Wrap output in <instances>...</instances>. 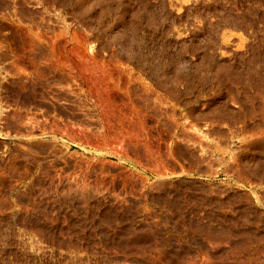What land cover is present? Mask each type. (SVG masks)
<instances>
[{"label":"rangeland","instance_id":"374dc122","mask_svg":"<svg viewBox=\"0 0 264 264\" xmlns=\"http://www.w3.org/2000/svg\"><path fill=\"white\" fill-rule=\"evenodd\" d=\"M0 264H264V0H0Z\"/></svg>","mask_w":264,"mask_h":264},{"label":"bare ground","instance_id":"6f19581e","mask_svg":"<svg viewBox=\"0 0 264 264\" xmlns=\"http://www.w3.org/2000/svg\"><path fill=\"white\" fill-rule=\"evenodd\" d=\"M74 28V27H73ZM72 29V28H71ZM88 32V31H87ZM66 33V32H65ZM64 33V34H65ZM72 33V32H71ZM85 34V33H84ZM84 34L82 35L81 33H80V38H83L82 40V42H77L78 44H75V43H71L69 40L68 41H64L63 43H59V42H56V41H53V43L54 44H47V46L45 45V49H46V47L47 48H50L51 50H53V51H55V50H58V54L60 55V58L62 57V58H64L65 59V61H66V63H68V64H72L73 65V68H71V69H77V71H78V73L80 74H82V73H86V69H87V72L89 71L88 69H90L91 68V74H93L95 71L97 72V70H96V68H100V69H102L100 66H99V64L94 60V57H93V55L92 54H90L89 52H88V49H87V42L84 40L85 39V37H84ZM73 35V34H72ZM71 35V36H72ZM79 35V34H78ZM74 36V35H73ZM60 37V36H59ZM32 38V37H31ZM78 38V37H77ZM76 39V38H75ZM79 39V38H78ZM90 39V38H89ZM65 40V39H64ZM52 41L50 42V43H52ZM92 41V40H91ZM91 41H89L90 43H91ZM95 41V40H94ZM30 42H32V41H30ZM75 42H76V40H75ZM57 43V44H56ZM34 43H32V45H33ZM35 44H38V42H36ZM39 45V44H38ZM42 45V44H41ZM44 45H42V46H44ZM42 46H40L39 45V47H41V48H43ZM101 46V45H100ZM31 47V46H30ZM35 47V46H34ZM38 47V48H39ZM36 48V47H35ZM40 48V50H42V52H43V54H44V50L43 49H41ZM93 48H94V46H93ZM92 48V49H93ZM53 51H51V52H53ZM93 51V50H92ZM106 51V50H105ZM114 51V50H113ZM56 52H54V54H55ZM98 53V52H97ZM47 54V53H46ZM58 54H56V55H58ZM95 55V54H94ZM44 56H45V54H44ZM47 56H49V55H47ZM51 56V55H50ZM107 56V55H106ZM116 56V55H115ZM110 57V56H109ZM47 58V57H46ZM45 57H44V59H46ZM49 58H51V57H49ZM57 58H59V57H57ZM98 58V57H97ZM101 58V57H100ZM109 59H111V58H108V61H109ZM51 60V59H50ZM118 60V59H117ZM116 60V61H117ZM64 61V62H65ZM107 61V62H108ZM125 61V60H124ZM57 62H58V59H57ZM59 62H61L60 60H59ZM63 62V61H62ZM70 64V65H71ZM53 65V64H52ZM64 65H66V64H63L62 63V66H64ZM115 65V64H114ZM124 65V64H123ZM122 65V66H123ZM107 66H110V65H107ZM121 66V65H120ZM66 67V66H65ZM90 67V68H89ZM113 67V66H112ZM111 67V68H112ZM95 68V69H94ZM108 68V67H107ZM122 69H123V67H121ZM126 68V67H125ZM93 69V70H92ZM109 69V68H108ZM127 69H129V68H127ZM70 70V69H69ZM82 70V71H81ZM83 70H85V71H83ZM116 70H118V68L116 69ZM115 70V71H116ZM119 70H120V68H119ZM119 70L117 71V72H119ZM125 70V69H124ZM76 71V70H75ZM100 72H102V73H104V70L103 71H101V70H99ZM127 71H130V69L129 70H127ZM126 71V72H127ZM133 71V70H132ZM93 72V73H92ZM100 72H97L98 74L100 73ZM125 72V73H126ZM77 73V72H76ZM97 73H95V74H97ZM116 73V72H115ZM120 73V72H119ZM129 73H131V72H129ZM68 74V73H67ZM87 74V73H86ZM89 75H90V73H88ZM97 74V78H96V80L98 81H100L99 82V86H101V82H102V84L103 85H108V83L107 82H111V81H109V79H108V81H106L107 80V76L104 74H101V76H106V80H100V79H104V77L103 78H99L98 76L100 75H98ZM114 74V73H113ZM134 74V73H133ZM140 74V73H139ZM112 75V74H111ZM123 75V74H122ZM67 76V75H66ZM84 76V75H83ZM92 75H90V77H91ZM113 76V75H112ZM115 76V75H114ZM113 76V77H114ZM70 77V76H69ZM74 77V76H73ZM94 77V76H93ZM85 78V77H84ZM87 78V77H86ZM85 78V79H86ZM95 78V77H94ZM99 78V79H98ZM110 78V77H109ZM115 78V77H114ZM113 78V79H114ZM141 77H139V79H140ZM82 79V78H81ZM84 79V80H85ZM111 79V78H110ZM137 79V78H136ZM135 79V80H136ZM88 80V79H87ZM92 80V79H91ZM95 80V81H96ZM86 81V80H85ZM114 81V80H113ZM117 81V80H116ZM125 81H126V79H125ZM130 81H132V80H130ZM77 82V81H76ZM88 82H90V81H88ZM87 82V83H88ZM115 82V81H114ZM122 82V81H121ZM75 83V82H74ZM93 85H94V83L93 82H91ZM98 83V82H97ZM126 83V82H125ZM123 84V83H122ZM128 84V83H127ZM95 85H96V82H95ZM115 85V84H114ZM130 85V84H129ZM145 85V84H144ZM97 86V85H96ZM112 86V85H111ZM142 86V85H141ZM88 87V86H87ZM95 87V86H94ZM98 87V86H97ZM122 87V86H121ZM90 87H88V89H89ZM96 88V87H95ZM104 88V87H103ZM114 88V87H113ZM157 88V87H156ZM94 89V88H93ZM109 89H111L112 90V88L110 87H106V88H104V89H100V87H98V88H96L95 90H92V87H91V91H88V92H90L89 94H90V98L92 99V100H94L95 102H97V104L103 109L102 111V113H103V115H104V120H106V123H110L111 122V120H110V117H113L112 116V114H114L113 112L115 111V113L116 112H119V110H117V108L119 107L118 106V104L116 103L117 101H116V99H115V97H116V95H112L111 94V90H109ZM124 89V88H123ZM115 90V89H114ZM116 91V90H115ZM129 91V90H128ZM146 92V91H145ZM116 93V92H115ZM121 93V91L119 92V95H121L120 94ZM122 94H124V93H122ZM129 94V93H128ZM131 94V93H130ZM140 94V93H139ZM84 95V94H83ZM125 96V95H124ZM121 97H122V95H121ZM125 99H127L126 97H124ZM150 98V97H149ZM158 98V97H157ZM118 99V98H117ZM121 99H123V98H121ZM120 99V100H121ZM124 99V100H125ZM163 99V98H162ZM161 99V100H162ZM123 100V101H124ZM119 101V100H118ZM126 101V100H125ZM129 101V100H128ZM164 101V100H163ZM163 101H162V103H163ZM93 102V101H92ZM121 103H123V102H121ZM127 103V102H126ZM133 104V103H132ZM164 104V103H163ZM121 105V104H120ZM170 105V104H169ZM97 106V105H96ZM122 106H124V105H122ZM121 106V107H122ZM126 106V105H125ZM166 106V105H165ZM82 107V106H81ZM163 107V106H162ZM116 108V110H114ZM175 108V107H174ZM174 108H173V110H174ZM89 109V108H88ZM120 109V108H119ZM124 109V108H123ZM120 110H122V109H120ZM129 111V110H128ZM123 112V111H122ZM121 113V112H120ZM130 113V112H129ZM115 115V114H114ZM116 115H117V113H116ZM120 115V114H119ZM119 115H117V116H119ZM124 115V114H123ZM122 115V116H123ZM127 116V115H126ZM134 116V115H133ZM132 116V117H133ZM101 117H103V116H101ZM121 117V116H120ZM129 117H131V116H129ZM115 118L117 119V117L115 116ZM125 118H127V117H124V118H122L121 117V121L123 120L124 121V119ZM103 119V118H102ZM114 119V118H113ZM132 119V118H131ZM130 119V120H131ZM174 119H175V116H174ZM119 120V119H118ZM144 120V119H143ZM120 121V120H119ZM122 121V123H121V125L124 123ZM126 121V120H125ZM146 121V120H145ZM113 122V121H112ZM127 122V121H126ZM129 122V121H128ZM133 122V121H132ZM144 122V121H143ZM142 122V123H143ZM59 123V122H58ZM135 123V122H134ZM191 123V122H190ZM62 124V123H61ZM128 124V123H127ZM127 124H125V126L127 125ZM138 124V123H137ZM146 124V123H145ZM145 124L143 123V124H141L140 123V125H142V127H143V125H144V127H145ZM175 125H176V123H174ZM173 124V125H174ZM64 125V124H63ZM62 125V126H63ZM66 125V124H65ZM71 125V124H70ZM107 125V124H106ZM109 125H111V124H109ZM135 125V124H134ZM133 124H132V126H134ZM151 125V124H150ZM189 125V124H188ZM68 126V125H67ZM112 126V125H111ZM124 126V125H123ZM138 126V125H137ZM136 126V127H137ZM147 126H149V125H147ZM152 126V125H151ZM193 126V125H192ZM53 127V126H52ZM121 127V129H122V126H120ZM141 127V126H140ZM139 127V129L141 130V128ZM143 127V128H144ZM187 127V126H186ZM50 128V127H49ZM112 128V127H111ZM146 128V127H145ZM144 128V129H145ZM192 128V127H191ZM194 128V127H193ZM70 129V128H69ZM88 129V128H87ZM86 129V130H87ZM113 129V128H112ZM124 127H123V131H124ZM138 129V130H139ZM184 129V128H183ZM194 129H196V128H194ZM114 130V129H113ZM119 130V129H118ZM117 130V131H118ZM133 130V129H132ZM145 130H147V129H145ZM190 130V129H189ZM189 130H187L188 132H189ZM197 130V129H196ZM42 131V130H41ZM57 131V130H56ZM109 131H110V129H109ZM126 131H127V129H126ZM70 132V131H69ZM73 132V131H72ZM85 132V131H84ZM119 132V131H118ZM150 132V131H149ZM75 133V132H74ZM73 133V134H74ZM86 133V132H85ZM84 133V134H85ZM114 133H115V131H114ZM120 133H122V130H121V132ZM174 133V132H173ZM77 133H75V135H76ZM124 134V133H123ZM128 134H129V132H128ZM150 134V133H149ZM78 136H79V134H77ZM86 135V134H85ZM116 135V134H115ZM122 135V134H121ZM121 135H117V137L118 136H121ZM125 135V134H124ZM130 135V134H129ZM196 135V134H195ZM71 136V135H70ZM73 137H74V135H72ZM127 136V135H126ZM139 136V135H138ZM89 137V136H88ZM112 137V136H111ZM128 137V136H127ZM149 137V136H148ZM79 138V137H78ZM83 138H86V136L85 137H83ZM110 138V137H109ZM129 138V137H128ZM128 138H126V137H120L119 139L120 140H117V138H115L117 141H118V143L119 144H114V145H120V147L119 146H117V147H119L118 148V150H121V153H125V154H128V152L130 151V150H128L129 148V146L131 145V140L129 141V139ZM138 138V137H137ZM211 138V137H210ZM88 139H90V138H88ZM99 139V138H98ZM97 139V140H98ZM83 141H84V139H82ZM87 140V139H86ZM86 140H85V142H86ZM92 140V139H91ZM96 140V139H95ZM116 140H114V141H116ZM140 140V139H139ZM99 141V140H98ZM100 141H102V140H100ZM116 141V142H117ZM134 141H136L135 139H134ZM91 143L93 142V140L92 141H90ZM88 143H89V140H88ZM95 143V141L92 143V144H94ZM100 143H102V142H100ZM115 143V142H114ZM134 143V142H133ZM144 143V142H143ZM96 144H97V142H96ZM95 144V145H96ZM99 144V143H98ZM97 144V145H98ZM130 144V145H129ZM135 144H137V142L135 143ZM145 144V143H144ZM102 145V144H101ZM113 145V146H114ZM135 146V145H134ZM209 146V145H208ZM99 147V146H98ZM105 147V146H104ZM131 147V146H130ZM145 147V146H144ZM114 148V147H113ZM116 148V147H115ZM132 148V147H131ZM223 148V147H222ZM111 149V148H110ZM136 149V148H135ZM146 149H147V147H146ZM157 149V148H156ZM132 150H133V148H132ZM115 151V150H114ZM128 151V152H127ZM148 151V150H147ZM154 151V150H153ZM156 151V150H155ZM146 152V151H145ZM149 153H150V151H148ZM147 152V153H148ZM134 153H136V152H134ZM133 153V154H134ZM70 154V153H69ZM124 154V155H125ZM138 154H140V153H138ZM155 154V153H154ZM153 154V155H154ZM157 154V153H156ZM222 154V153H221ZM80 155V154H79ZM135 155V154H134ZM137 155V154H136ZM148 155V154H147ZM151 155V154H150ZM223 155V154H222ZM221 155V156H222ZM82 156V155H81ZM154 158V157H153ZM152 159V158H151ZM105 160V159H104ZM161 160V159H160ZM155 161H156V159H155ZM89 163V162H88ZM91 163V162H90ZM152 163V162H151ZM162 164V163H161ZM155 167H156V165H155ZM161 167V166H160ZM157 168V167H156ZM160 169V168H159ZM156 170V169H155ZM164 171V170H163ZM173 173V172H172ZM205 173V172H204ZM162 174V173H161ZM165 174V173H164ZM176 175V174H175ZM162 177V176H161ZM145 180V179H144ZM144 180H140V182L142 181V183L143 182H145ZM84 182V181H83ZM134 184V183H133ZM161 184V183H160ZM140 185H143V184H140ZM144 186V185H143ZM139 187V186H138ZM143 189V188H142Z\"/></svg>","mask_w":264,"mask_h":264}]
</instances>
